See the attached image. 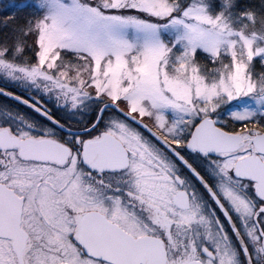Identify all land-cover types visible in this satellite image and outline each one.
Instances as JSON below:
<instances>
[{"label":"snow or ice","instance_id":"6c2138e0","mask_svg":"<svg viewBox=\"0 0 264 264\" xmlns=\"http://www.w3.org/2000/svg\"><path fill=\"white\" fill-rule=\"evenodd\" d=\"M237 6L37 0L30 63L0 47L41 90L0 86L28 117L0 115V264H264V38Z\"/></svg>","mask_w":264,"mask_h":264},{"label":"rangeland","instance_id":"374dc122","mask_svg":"<svg viewBox=\"0 0 264 264\" xmlns=\"http://www.w3.org/2000/svg\"><path fill=\"white\" fill-rule=\"evenodd\" d=\"M36 2L37 0H0V47H8L13 50V56L10 58L17 65L23 66L30 63V52L28 51L30 40H26L24 38L22 35L23 29H21V27L23 22L36 12L34 7ZM228 2L230 4L236 5L235 0H228ZM204 3L212 7L213 10L216 6V0H204ZM232 14V22L236 28L241 29L250 36H259L264 38V22L257 20L258 22L255 25L249 24L245 26L243 22L237 17L236 7L232 9ZM9 16L16 17L13 22L16 23L15 26H17V30H15L12 34L6 29V25L9 22H5V18ZM23 27H25V24ZM41 40L42 43L45 42L43 33L41 35ZM17 48L22 49V51L17 52ZM114 71L118 74L120 71L119 67L115 68ZM143 71L145 74H151L154 71L152 63H146L143 66ZM262 71H264V68H261L259 64L255 65L252 69L254 75H258ZM21 76L22 74L18 72V77ZM113 86H116L115 82H113ZM173 87H175L181 93L186 91L183 85L177 84L173 85ZM247 104L252 108L256 107V103L253 100H248ZM83 114L84 113H81V115Z\"/></svg>","mask_w":264,"mask_h":264},{"label":"flooded vegetation","instance_id":"af4514ba","mask_svg":"<svg viewBox=\"0 0 264 264\" xmlns=\"http://www.w3.org/2000/svg\"><path fill=\"white\" fill-rule=\"evenodd\" d=\"M15 22L11 21L6 25V29L12 34L15 30H17V26H15ZM21 29H23L21 27ZM12 39V38H11ZM2 46V45H1ZM0 86L13 88L19 91H26L35 93L37 95L41 94V90L36 88L34 85L27 83V81L21 77H18V72L13 73L12 75H8L5 72H0ZM55 103V101H53ZM11 111L13 115L17 117H23L24 119H28V117L17 110L12 104L0 101V115H3L5 112Z\"/></svg>","mask_w":264,"mask_h":264},{"label":"trees","instance_id":"16d2710c","mask_svg":"<svg viewBox=\"0 0 264 264\" xmlns=\"http://www.w3.org/2000/svg\"><path fill=\"white\" fill-rule=\"evenodd\" d=\"M237 12L239 11V8H245L251 12H255L257 14V20L264 22V19L261 17H264V0H235ZM24 25V22L22 24V27ZM24 28V27H23Z\"/></svg>","mask_w":264,"mask_h":264}]
</instances>
